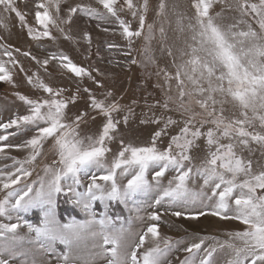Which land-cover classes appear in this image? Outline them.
I'll return each instance as SVG.
<instances>
[{
	"label": "snow or ice",
	"instance_id": "6c2138e0",
	"mask_svg": "<svg viewBox=\"0 0 264 264\" xmlns=\"http://www.w3.org/2000/svg\"><path fill=\"white\" fill-rule=\"evenodd\" d=\"M177 8L168 0H0V29L10 34L14 17L38 44L56 39L55 29L65 39L78 35L89 51L92 33L81 21L118 33L107 50L123 53L129 66L155 65L156 87L164 92L154 118L142 121L156 126L150 140L127 142L120 131L133 108L111 91L97 95L107 86L105 70L62 51L41 59L0 35V81L11 84L15 72H24L40 93H17L27 110L0 120V158L12 162L0 166V217L8 221L0 222V264H171L166 257L174 248L186 254L179 264H218V250L226 253L225 264H264V0H189L186 10ZM170 30L182 37L179 46L169 42ZM138 40L144 42L137 53L142 61L132 56ZM153 40L164 67L152 54ZM20 57L45 72L58 65L75 90L45 82L39 71L29 74ZM173 107L182 121L167 115ZM160 109L165 112L156 116ZM21 135L26 138L14 142ZM46 151L51 157L44 175L31 180ZM153 190L156 207L149 206L135 233L117 228L120 218L107 210L93 211L97 201L127 205ZM61 194L89 218L61 222ZM32 209L42 213L38 224L22 215ZM165 216H211L237 230L223 240L197 236L185 246L162 234Z\"/></svg>",
	"mask_w": 264,
	"mask_h": 264
},
{
	"label": "rangeland",
	"instance_id": "374dc122",
	"mask_svg": "<svg viewBox=\"0 0 264 264\" xmlns=\"http://www.w3.org/2000/svg\"><path fill=\"white\" fill-rule=\"evenodd\" d=\"M22 3V0H21ZM152 4L158 3V0H151ZM169 5H177V11L186 10L189 4V0H168ZM219 10V9H217ZM229 15V13H226ZM155 17L150 14L148 22L151 23ZM33 23V21H29ZM110 21H105L104 24H109ZM82 27L86 26L87 30L92 33L93 41L91 49L86 51V44L77 35L73 39H65L64 36L59 35L55 29H52L53 35L56 39L52 40L49 38H43L42 43L38 44L36 41L30 40L26 36V29L22 30L19 23L13 17L9 20V27L11 33L0 29V35L7 37V42L12 43L16 47H20L22 51L30 50L34 54L38 55L41 59L46 55H50L52 52H64L69 55L74 62L88 67L90 64L93 67H100L105 70V81L106 87L98 89L97 95L102 97V94L107 91H111L121 103L127 108L131 106L133 108V115L130 116L128 124L122 125L120 135L126 138L127 142L143 145L148 142L152 136V133L157 130L156 126L150 122L153 119V111L155 110L156 102L159 100L161 103L164 100V92L156 87L158 78L155 75L156 66L151 64L138 63L137 65L129 66V62L124 59L123 53H112L107 50L106 43L113 40L119 39L117 35L112 33H103L101 29L95 27L96 22H80ZM135 26V24H134ZM103 27V25H102ZM167 27V25H166ZM169 42L179 46L182 37L178 38V35L174 31H169ZM124 43L122 40L120 41ZM144 48V42L138 40L133 45L132 56L137 58L139 61L143 60V56H138L137 53L142 51ZM99 49V51H97ZM152 54L157 60L160 67L165 66V58L161 57L159 53V45L156 40L151 43ZM27 72L35 73L39 71L41 78L45 82H50L54 85H60L68 89V91H74L73 82L70 81L65 74V71H61L58 65H51L48 67V71L44 69H38L35 63L29 59L20 57ZM119 64L124 65L123 68L117 66ZM91 85V82H87ZM17 93L35 97L40 94L39 90L34 88L26 80L24 72L14 73V82L8 83L0 81V120H6L9 117L24 113L27 110V106L18 99ZM136 101L135 104L132 101ZM77 107L83 109V102L81 101ZM150 109H153L150 111ZM76 108L72 109L74 113ZM165 110L155 111L156 116H160ZM71 114V113H70ZM124 114H127L125 111ZM168 116H171L177 121H182L183 117L180 112L176 111L175 108L167 112ZM121 118V117H118ZM95 125L89 124V128L95 131ZM88 134H91L89 132ZM175 134V133H172ZM26 137L21 135L14 142H22ZM115 150V145H113ZM11 155L18 156L23 159V154L13 150ZM51 153L46 151L45 155L40 157L38 161L33 165V176L31 180L37 179L38 176H43L44 167L50 162ZM11 164L10 160H3L0 158V166L3 164ZM38 187V185H37ZM83 191V188H81ZM158 193L153 190L139 195L135 203L119 204L112 202L110 205L97 201L93 204V211L97 213V216L104 214L107 210V214L112 216L114 219L119 217L120 219L116 222V227L119 228L124 225L125 228H131L133 233L140 230L141 222L140 218L146 215L149 206L153 208L154 198ZM2 196V194H0ZM25 219L30 220L34 224H38L42 218V213L39 209H32L27 213L22 214ZM56 216L61 222H68L70 219L75 218L77 221H85L89 218L88 214L83 210L82 207H77L75 204L69 202L66 197L62 194L57 198ZM0 222H8L6 218L0 217ZM237 230L234 224L222 222L215 217H201L199 220L171 218L169 216L164 217V222L161 224L162 234L171 236L173 240H178L182 245H187L197 236L201 237H212L218 236L220 240L225 239V233L229 231ZM88 247L91 246V241L85 242ZM207 243V242H206ZM63 245H58V250L62 251ZM86 250V249H85ZM186 254L180 250L177 251L175 248L166 257L167 260L171 261V264H179V260L183 259ZM226 253L218 250L214 253V259L218 264H225ZM40 259V257H37ZM19 264V259H18ZM96 264H106L104 260H98Z\"/></svg>",
	"mask_w": 264,
	"mask_h": 264
}]
</instances>
